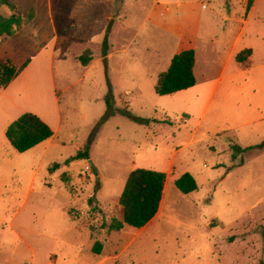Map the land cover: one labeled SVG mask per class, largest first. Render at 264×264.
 <instances>
[{
  "label": "rangeland",
  "instance_id": "374dc122",
  "mask_svg": "<svg viewBox=\"0 0 264 264\" xmlns=\"http://www.w3.org/2000/svg\"><path fill=\"white\" fill-rule=\"evenodd\" d=\"M248 4L0 0L1 17L25 18L0 38V61L55 51L52 69L0 89V264H264V0ZM246 49L243 69L235 57ZM185 50L195 52L196 85L158 95ZM88 51L89 71L79 60ZM21 112L43 115L56 135L16 151L5 133ZM234 144L247 149L236 159ZM140 168L172 181L191 173L198 190L170 183L147 228L110 230Z\"/></svg>",
  "mask_w": 264,
  "mask_h": 264
},
{
  "label": "trees",
  "instance_id": "16d2710c",
  "mask_svg": "<svg viewBox=\"0 0 264 264\" xmlns=\"http://www.w3.org/2000/svg\"><path fill=\"white\" fill-rule=\"evenodd\" d=\"M7 3V0H3ZM249 0L248 8H250ZM31 17V16H30ZM25 23L21 15L13 14L8 18L0 16V37L12 36L15 30L20 29ZM107 40L102 43V55L107 58ZM252 55L251 49L241 51L235 57V61L244 65ZM93 59L92 52L88 51L79 57L83 66H87ZM27 61L20 68L15 66L9 58L0 61V89H6L12 81L26 68ZM196 63L195 52L185 50L175 55L170 68L162 73L156 86V93L160 96H168L180 91L188 90L196 85L194 68ZM11 146L20 153H25L37 145L51 139L54 136L52 128L36 114L26 112L12 122L5 133ZM264 149V142L256 147ZM252 149V148H249ZM233 158L236 159L247 149L239 145H232ZM85 156L79 151L77 156L69 159L66 164ZM59 164H54L50 170L56 171ZM167 174L149 169H136L130 173L124 190L119 198V205L123 210L122 221H114L110 230L120 231L125 226L142 229L147 226L158 214ZM176 188L188 195L198 190L196 179L191 173H184L175 181ZM101 244L96 242L93 253L100 254Z\"/></svg>",
  "mask_w": 264,
  "mask_h": 264
},
{
  "label": "crops",
  "instance_id": "0c3cea01",
  "mask_svg": "<svg viewBox=\"0 0 264 264\" xmlns=\"http://www.w3.org/2000/svg\"><path fill=\"white\" fill-rule=\"evenodd\" d=\"M105 1V0H104ZM254 8V6H252L251 7V9H253ZM23 26H24V24H23ZM18 30H15V32H14V34L17 32ZM13 34V35H14ZM7 37H10V36H2V37H0V38H7ZM56 41L57 40H55V44H56ZM54 44V46L56 47V45ZM55 47H54V49H55ZM48 50L46 49V52H47ZM65 55V53H63L59 58H63V56ZM111 56V53H109V54H107V58H109ZM54 57H55V51L54 50H52L51 52H50V55L48 56V55H44L43 56V58H42V61H44V64L42 63V61H38V62H36V58L35 59H29V60H27V61H29L28 62V65L26 66V68L12 81V83L6 88V89H4L5 91H7V89L8 88H10V87H12L13 86V84L14 83H16L17 81H19L20 79H22V78H27L29 75H30V73L31 72H33V71H35V70H37V68H44V66L45 65H47V66H45V67H48L49 69H52L53 67H52V65H53V60H54ZM9 59L12 61V63L15 65V66H17V64L16 63H14V59H12L11 57H9ZM26 61V62H27ZM26 62H24V63H26ZM96 62V59H95V57L93 56V59H92V61H90V63L87 65V66H84L86 69H87V71H89V70H91V68H92V66H93V64ZM24 63H22L21 65H23ZM237 63V62H236ZM251 63V57L248 59V61L244 64V65H242V64H239V63H237L238 64V66L239 67H241V68H243V69H246V68H248L249 67V64ZM21 65H18L17 67L19 68V67H21ZM37 72V71H36ZM185 91V90H184ZM178 93V92H177ZM173 95V94H172ZM55 100H56V102H58V97H56L55 98ZM24 113H26V112H21V114H24ZM33 114H36L37 116H39L45 123H47L51 128H52V130L54 131V136L56 135V132H57V128H55V127H53L50 123H48L47 122V120L45 119V117H43V115H41V114H39V113H37V112H33ZM15 118H18V117H15ZM53 136V137H54ZM52 137V138H53ZM51 138V139H52ZM44 143V142H43ZM42 144V143H41ZM41 144H39V145H37L36 147H34L33 149H31V150H34V149H36L37 147H39ZM236 145H238V144H236ZM31 150H29V151H31ZM172 165H173V160H171V163H170V171H171V168H172ZM169 170V169H168ZM166 172H168V171H166ZM165 172V173H166ZM179 177H177L176 179H174V181H172V180H170V179H168L167 181H166V183H165V188H164V192H163V198H162V201H161V206H162V204H163V200H164V194L166 193V192H168V190H166V189H168V187L170 186V183H173L174 182V184H175V181L178 179ZM161 206H160V208H161ZM159 211H160V209H159ZM159 213V212H158ZM158 215V214H157ZM157 217V216H156ZM156 217L152 220V221H154L155 219H156ZM152 221L147 225V226H145L144 228H142V229H145V228H147L151 223H152Z\"/></svg>",
  "mask_w": 264,
  "mask_h": 264
}]
</instances>
